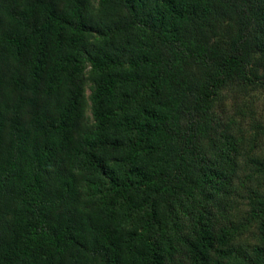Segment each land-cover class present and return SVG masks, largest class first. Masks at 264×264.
<instances>
[{
	"label": "trees",
	"instance_id": "1",
	"mask_svg": "<svg viewBox=\"0 0 264 264\" xmlns=\"http://www.w3.org/2000/svg\"><path fill=\"white\" fill-rule=\"evenodd\" d=\"M259 68L264 0H0V264H264Z\"/></svg>",
	"mask_w": 264,
	"mask_h": 264
},
{
	"label": "rangeland",
	"instance_id": "2",
	"mask_svg": "<svg viewBox=\"0 0 264 264\" xmlns=\"http://www.w3.org/2000/svg\"><path fill=\"white\" fill-rule=\"evenodd\" d=\"M200 30V35L204 38H208V35H211V39L216 41L219 44V47L226 48L231 42V38L223 33V31L212 32L210 30L203 31ZM255 73L259 75L264 74V68H259L254 70ZM85 93L88 96L91 92V83H85ZM214 108L220 112L225 110L223 118L231 117L234 119L235 126L242 127L243 137L246 139L247 148L243 153V158L246 159L252 154L260 157L264 156V147L262 145H257L252 150L249 149V146L254 142V132L256 129H259L261 133V138L264 143V87L261 85H238V84H229L223 88V91L220 93L219 98L214 104ZM86 115L88 118L91 117L90 109H87ZM261 124V128H255L256 123ZM236 132L235 128L233 129ZM259 141V140H258ZM263 154V155H262ZM242 156V155H241ZM240 159V157H239ZM257 172V177L259 175ZM256 182V181H255ZM254 208V204L250 203L247 199L240 198L237 199L235 196L233 207V213L236 217H242L244 212L248 209ZM237 212H239L237 214ZM258 223L256 221H251L245 226V228L240 232V235L237 239V244L241 246L253 245L255 242L261 240L259 229L257 228ZM245 248V247H244Z\"/></svg>",
	"mask_w": 264,
	"mask_h": 264
}]
</instances>
